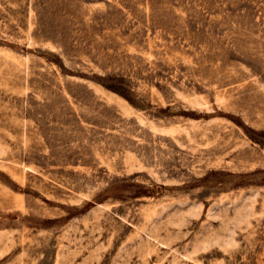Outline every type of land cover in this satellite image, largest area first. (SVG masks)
Masks as SVG:
<instances>
[{
    "label": "rangeland",
    "instance_id": "rangeland-1",
    "mask_svg": "<svg viewBox=\"0 0 264 264\" xmlns=\"http://www.w3.org/2000/svg\"><path fill=\"white\" fill-rule=\"evenodd\" d=\"M0 264H264V0H0Z\"/></svg>",
    "mask_w": 264,
    "mask_h": 264
}]
</instances>
